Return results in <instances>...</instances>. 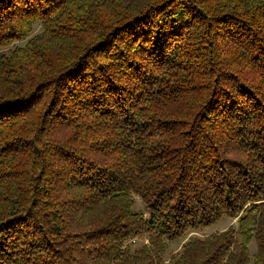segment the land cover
Here are the masks:
<instances>
[{
  "label": "trees",
  "instance_id": "16d2710c",
  "mask_svg": "<svg viewBox=\"0 0 264 264\" xmlns=\"http://www.w3.org/2000/svg\"><path fill=\"white\" fill-rule=\"evenodd\" d=\"M25 39L0 54V264H264V0H0V47Z\"/></svg>",
  "mask_w": 264,
  "mask_h": 264
},
{
  "label": "rangeland",
  "instance_id": "374dc122",
  "mask_svg": "<svg viewBox=\"0 0 264 264\" xmlns=\"http://www.w3.org/2000/svg\"><path fill=\"white\" fill-rule=\"evenodd\" d=\"M40 31H41L40 25L38 23L34 24L32 34L30 37L34 36L35 34L39 33ZM26 41H27V39L19 40V41H15L13 43H10L4 47H0V54L9 52V50L14 48L15 46H23L26 43ZM133 199H134L133 200V208L136 211H143L144 207H143V204L140 201V199L137 196H134ZM238 220H239V216L230 217V216L223 215L222 217H220L219 221L215 222L209 228H199L195 231H191V230L187 231V234L185 233L186 235L184 237H180V238L173 240V241L168 243L166 255H165L166 261L168 260V258L170 256L176 255L180 252L181 245L183 243H185L189 237L203 238L210 233L222 231V230H225L229 227H233L234 229H237ZM142 240H144V238L135 237L131 240V243H134L135 245H137ZM249 249H250L251 253H253L255 251V243L253 241H251V243L249 244Z\"/></svg>",
  "mask_w": 264,
  "mask_h": 264
}]
</instances>
